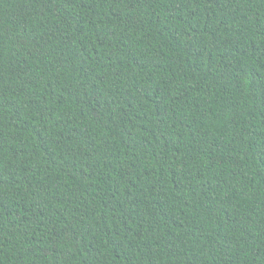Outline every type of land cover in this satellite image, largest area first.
Listing matches in <instances>:
<instances>
[{"label":"trees","instance_id":"1","mask_svg":"<svg viewBox=\"0 0 264 264\" xmlns=\"http://www.w3.org/2000/svg\"><path fill=\"white\" fill-rule=\"evenodd\" d=\"M0 264H264V0H0Z\"/></svg>","mask_w":264,"mask_h":264}]
</instances>
